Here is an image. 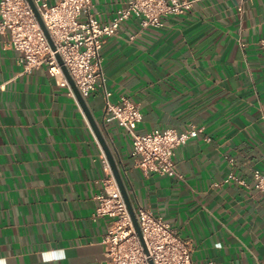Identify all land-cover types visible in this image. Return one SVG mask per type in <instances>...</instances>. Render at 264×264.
I'll list each match as a JSON object with an SVG mask.
<instances>
[{
  "label": "crops",
  "instance_id": "obj_1",
  "mask_svg": "<svg viewBox=\"0 0 264 264\" xmlns=\"http://www.w3.org/2000/svg\"><path fill=\"white\" fill-rule=\"evenodd\" d=\"M127 1L92 0L91 13L108 24ZM163 22H123L102 69L109 102L139 107L138 133L202 130L175 150V174L136 166L103 89L85 104L134 210L189 241L194 264H264V195L253 186L264 173V0H199ZM20 56L0 34V260L46 264L43 253L63 249L47 264H107L109 219L94 218L108 177L103 149L67 88L47 67L27 73Z\"/></svg>",
  "mask_w": 264,
  "mask_h": 264
},
{
  "label": "built area",
  "instance_id": "obj_2",
  "mask_svg": "<svg viewBox=\"0 0 264 264\" xmlns=\"http://www.w3.org/2000/svg\"><path fill=\"white\" fill-rule=\"evenodd\" d=\"M199 0H128L119 15L108 24H101L91 13L92 0H33L54 43L52 49L27 0H0V34L9 37L11 48L20 53L19 63L27 73L47 67L50 75L67 88L69 96L81 111L93 137L97 140L75 93L57 60L59 55L83 97L103 89L105 110L125 128L132 140V157L143 172L162 176L174 175L175 150L202 132L190 126L186 132L174 129L137 132L142 113L136 103L122 98L121 104L109 102L102 69V50L108 38L117 37L123 22L135 17L141 29L162 28L167 17L183 15ZM264 50V39L259 42ZM98 141V140H97ZM108 177L102 182L104 192L96 197L94 218H108L103 243L107 264H194L189 241L182 239L172 226L144 208L135 211L143 236L140 240L131 220L110 163L102 152ZM248 187L236 178L230 180ZM254 189L264 195V173H253ZM146 250H145V248Z\"/></svg>",
  "mask_w": 264,
  "mask_h": 264
},
{
  "label": "water",
  "instance_id": "obj_3",
  "mask_svg": "<svg viewBox=\"0 0 264 264\" xmlns=\"http://www.w3.org/2000/svg\"><path fill=\"white\" fill-rule=\"evenodd\" d=\"M27 1L29 3L30 7L32 8V10H33V12L35 14V17H36L40 27L42 28L44 34L46 35V37H47L52 49L55 50L54 43H53V41H52V39H51V37H50L45 25H44V22H43L40 14L38 12V9L35 6L33 0H27ZM56 57H57V60H58L59 64L62 67L63 74L65 75L67 81L69 82L70 86L72 87V89H73V91L75 93V96H76V98H77L82 110L84 111L85 116H86L89 124L91 125V128H92L93 132L95 133L96 138L99 141V143H100V145H101V147L103 149V152L105 153L106 158L108 159V161L110 163L113 175H114L115 180L117 182V185H118V187H119V189H120V191L122 193V196H123V198L125 200V203H126V206L128 208V211H129L131 220L133 222V225H134V227L136 229V232H137L140 240L142 241V243L144 245L143 236H142V233H141V230H140L137 218H136L135 210H134L133 205L131 203V200H130L129 194L127 192L126 186H125V184L123 182V179H122L121 173L119 171L118 165H117L116 161L114 160V157H113V155H112V153H111V151H110L105 139L103 138V135H102L101 131L99 130L96 122L92 118V116H91V114H90V112H89V110H88V108H87V106L85 104L84 97L80 94V92L77 89V87H76L72 77L70 76L67 68L64 66L62 58L59 55H57ZM144 248H145V246H144ZM145 250H146V248H145Z\"/></svg>",
  "mask_w": 264,
  "mask_h": 264
},
{
  "label": "clouds",
  "instance_id": "obj_4",
  "mask_svg": "<svg viewBox=\"0 0 264 264\" xmlns=\"http://www.w3.org/2000/svg\"><path fill=\"white\" fill-rule=\"evenodd\" d=\"M66 256V253L63 249H59L53 252H45L43 253V260L46 262L52 260L63 259ZM0 264H5L4 260H0Z\"/></svg>",
  "mask_w": 264,
  "mask_h": 264
}]
</instances>
